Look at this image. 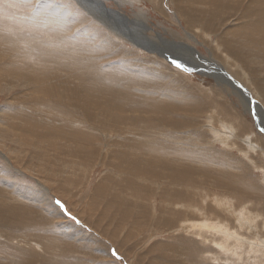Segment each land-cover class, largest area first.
Instances as JSON below:
<instances>
[{
  "label": "rangeland",
  "instance_id": "1",
  "mask_svg": "<svg viewBox=\"0 0 264 264\" xmlns=\"http://www.w3.org/2000/svg\"><path fill=\"white\" fill-rule=\"evenodd\" d=\"M32 1L33 0H30L27 3H25V2H21V0H0V6L3 5L4 8H7L3 10V13H0V27L6 29V23H9L6 20L20 21L21 24L23 22L24 23L35 22L38 24L39 23L43 24L45 22L44 20L46 19H55L51 16L52 14L54 17H57L60 14V12L58 11L57 12L55 11L53 13V9L56 6V4L57 5L65 4V7L61 9L63 10L69 9V12L64 17L63 20H65L66 25H70L74 28V32H68L67 34L65 33V35L63 34L58 35L59 33L57 32V34H54V36L58 38L59 37L66 38L69 36L73 37L75 33L87 34L88 36L84 37V40L87 41V45L85 47V52L82 54V57L83 56L87 57L85 53L88 49L95 50V54L93 57L99 63L96 65V68L101 66L106 67L107 65L110 64L114 65L116 63H119L120 61H125L130 63L129 64L130 68H134L139 72V74L141 73L142 75L147 76L145 72L149 73L151 69L153 70L159 69L163 71L165 74H168V72L171 73V80L166 81L168 84H166V82L162 80L156 83L153 80L155 79L154 77H151L153 79H151L150 82H146V81L139 82L138 80L137 83H143L142 88H139L141 91H146V92L151 91L153 95H157L160 93L163 95L165 93L167 96L171 95L170 96L171 98L172 93H168V92L178 91L177 93L183 94L184 99L188 103V105H185V107L183 105H180V107L182 108L176 109L174 108V106L173 107L165 106L163 104L164 99L162 98L157 104L158 107L161 106V104L163 105L162 107H160V111L159 109H156L158 112H156V110L152 108V106H148L147 108V105L140 104L144 108L148 109V111L150 110V112H148L149 115L147 116L153 122L154 121L158 122L155 123L153 127H150V130L152 131L153 129L155 130L153 131L154 134L156 133L155 137L160 139L163 143L165 142L166 144L168 143L167 148L170 147L169 149H171V147H173L172 153L170 152V154H172L174 158L170 157L169 153L166 154L167 152L165 153L161 152L160 155L157 156L156 154H154V156L150 158L151 161L152 160L160 161V163L163 164L161 165L160 168L161 170L164 169V173L167 170L168 171L170 170L173 173V175L172 174L169 175L172 177L171 180L165 181L164 179V182L166 183V191L169 192V194H171L173 197L172 205L173 204L174 206L181 205L184 207H193L195 206V204H201L202 206L205 205L206 207L204 208L202 207L204 210H201L202 208L198 209L197 207H195V209L193 208L192 211L198 214L204 213L205 215L201 217L204 219L206 217L205 219L206 221H210L211 223L213 222V223L224 224L227 225L229 228H236V230L240 232L242 231L241 233L244 234L242 235L244 238H247L245 236H248L249 239L251 240L256 239L257 242H259L260 239L257 237H260L261 240L264 241V198H263L264 197V133L256 126V122H255L256 115L258 116V118H261L260 119L261 122L264 121V119H262L264 118V116L262 114L259 115L257 113L258 110L255 111V109H251V112L246 110L247 107L245 104H243V101L245 103L246 102L248 103L247 94L243 92L241 93V95L239 94L240 96L235 94L233 95L232 93L234 91L233 89L229 91V89L226 90L225 86L218 84L217 81L213 78L214 74H221L218 73L219 71L218 69L216 70V72L212 73V75H203L201 73H198L197 71L195 72L187 71L185 69H182L176 65L169 63L165 56L160 55L157 48L156 50L151 48L152 50L150 52L137 46L131 40L126 38L125 35H124L125 37L119 35V33L115 31L113 28L110 29L109 25H107L108 27L107 28L106 25L101 23L99 20H96L92 15L88 14V12L80 6L77 0H35L33 2ZM45 1L46 2L48 1V3H46ZM103 1L106 2L109 8L115 10L113 11L114 13L117 12L116 10H119V12L117 13L120 14L118 16H121L122 19L119 20L120 17L118 16H116V18L115 16L114 18L112 17L111 18L101 17V18L104 19L107 23L110 24L114 23L113 26L115 28L119 27L118 29H120L121 32H123L124 34L126 33V35L130 36L133 39L137 38L135 36V33L133 32L134 29L136 28L145 33H151V34L153 33L152 35H155L156 31L160 32L164 37L166 38L168 37L167 39L171 43L170 47L164 48L170 50V51L166 50V52L167 53L172 52V55L173 54L175 55L177 53H183L184 55L182 56H184L185 57L184 59L186 60L189 59L188 56H191L195 52L193 50L187 51L185 47L174 45L172 43L174 42L181 43V41L182 42L187 41L188 34H192L196 38V40H188L189 42L193 43V44L190 43L189 44L193 46V48L196 51H198L201 56L203 55V57L207 56V58H209L208 51H211L212 54L214 55L213 56L214 58L223 61L224 64L227 65L228 61L224 58L226 57L228 60H230V62L234 65V67H236L234 69L237 70V72H239L238 76L240 78H242L243 73L245 71L246 74L251 76L250 74L251 70H256L257 72L261 70L259 68L260 67L259 64L260 62H262V60L264 61V54L261 51L256 50L254 53H257L258 55H256L253 58L250 57V60H246V59L244 60L243 55L235 57L236 55H234L233 52L231 53H233L234 56L230 54L224 47V44L222 43L220 37L218 38V34H219L218 31L221 30L222 32H226L227 30L234 28L235 25L234 23H243L244 21L245 23H249L253 25L255 24L256 29L254 31H250L249 34L255 32V37L260 38L261 35L257 33L259 29H264V25L257 27V24L262 21L264 22V15H263L264 13L261 12L262 9H260L259 11L256 10L257 12H254L253 4L251 10L247 11L246 8L244 9V6L242 8L239 7V4L236 6L234 5L235 7L231 8L230 5L226 4L228 3V0H181V1L180 0H103ZM217 1L226 2L224 5L225 8L224 6H222L224 9H221L222 7H218L216 8V12H214L211 15L200 14L195 10L196 8L195 4H200V2L213 4L214 2ZM44 3L47 4L46 8L40 10L38 14H36L35 12L37 11V9L41 7L40 5ZM15 6L16 7L22 6L24 7V9L21 10L20 8V10H18V8H16ZM103 9L104 8L99 6H96V8L95 6L91 7V10L93 12L96 11L98 13L101 12L102 14H104L103 11L105 9L104 10ZM17 12L19 14H17ZM7 13H9L10 15H8ZM108 15L110 14L108 13ZM185 15H188V17H186ZM247 16L250 17L247 18ZM71 17H78V20L73 25L69 22ZM117 20L119 22H122V26ZM115 21H117V23ZM31 30L32 29L30 27L27 28L26 33H29ZM37 30L39 31L38 33H40V34L37 33V35L40 36L52 35V33H50L48 30L40 29V28H38ZM155 40L159 41V47L163 45L160 42L163 41V39L159 38L158 40L157 39ZM155 40L152 41V45L154 44V46L157 45L155 43ZM34 41L35 40H33V42ZM139 41L145 45L148 44L145 42H148L149 38L148 41H146L144 38H139ZM93 43H95L96 45ZM148 46L151 47L150 44ZM180 47H182L183 49ZM70 48L72 49V47ZM160 51L161 53L163 52L162 50ZM194 57H195V62L193 63L192 61H190V63H193L192 65L200 66L199 64L202 63L201 59L195 55ZM160 62L163 65L162 67L157 65ZM261 64L264 65V62H262ZM36 66L37 64L35 65V68ZM214 67L216 69V66ZM24 71L27 72V68L24 69L15 68L12 70V74H16L18 72L21 78L20 77L12 78L11 76L8 77L7 76L8 74L4 73L3 71L0 72V90L2 88V83L3 84L9 83L13 87L11 90L5 88L3 89V91H0V149L2 151L4 150L10 157V158L8 157L10 161H7L5 158H3L0 155V170H2L3 172L7 170L6 172L10 173L9 176H5L0 171V176L4 177V179H6L12 185H14L15 183L14 185L15 187L13 186V188L10 189V193H12L14 196L21 197L20 193H22V189L24 190L25 193H28L27 196L28 199L26 200L22 198L20 199H22L23 202L27 201V204L29 205V207L31 206L30 209L32 210V212H34L33 214L35 215H30L28 214L29 212L26 213L24 212L26 216L24 217L22 212H17V211L14 212V214L19 216V218L22 219V222L24 221L23 219H25L27 222L29 220H33L32 223L30 221V224L26 225L30 228L29 233L28 230L25 228L26 226L24 228L22 227L21 222L12 224L18 227L19 229H21L20 231L22 232L25 231L23 233L27 235L28 238L27 242L39 243L42 248L44 247V249H47L48 251L61 250L62 252L60 254L63 257L64 256L69 258L73 257L72 259L73 261L74 258L76 257L77 259L76 262L75 261H74L75 263L70 262L69 264H174L175 261L182 264H198L196 261H194L191 258L190 256L191 253L189 251L187 250H185V252L178 251L185 243L181 241V236L184 237L188 236L189 238V234L182 232H180L179 234L170 233L166 229L167 226L162 225V222H165L166 220L169 219L172 225L176 227L182 221L179 220L180 218L178 219V217L176 216L175 218L172 217L174 216V214L171 213L170 215L172 216L166 213V214H161V216L156 218L155 220L151 218V223H154L157 220L156 222H158L161 225L162 232H160V229L157 228L159 225L154 226L150 223L148 219H146L147 213L151 212V210H153V212L154 210L156 211V213L154 212L155 215L158 214V204L155 200L151 199L152 198L151 194L153 193V191L148 190L147 185H145L147 183L138 182L136 174L135 173L131 174L128 171L129 168L127 167L129 165H134V166L136 165L135 166L136 170H137L136 168L137 166L140 167V164L137 161L134 162L132 160L133 159L132 155L138 153L137 150L135 149L129 150L128 154H122L123 157L122 156L120 157L117 154L113 160V163L111 164L112 166L115 167L110 168L111 171L110 170L108 172L106 171V173L102 165L100 164H98L99 168L98 167L93 168L91 163L94 162L91 161L85 162L83 167L77 165V162L79 161L80 158L85 159V157H83L84 156L83 151L86 152L85 145L92 150L91 157H94V155H109V152L112 149V147L110 146L112 144H110V146L104 145L107 140L105 139V135L102 133V131L105 133H109L108 130H112L115 127L116 128L123 126H127V128L129 127L128 125H124L123 123L124 121L120 119H117L115 125L109 124L111 120L113 121V118H111L114 115L113 110L109 111L108 109H106V111L101 110L102 111V112L100 111L101 113L97 112L99 114L95 122L93 121V118H90L88 117L87 114H84L85 110H83V113L79 111L81 120H88L89 123L92 125V127H89L88 128L89 130L87 131L85 130L87 127L84 125L79 127V129L85 130L83 134L86 133V135L88 134L90 135L93 133L95 134V136L97 135L96 140L98 139L97 141L87 139L89 142L85 139L86 140L85 143H82L81 141L83 137H76L67 140L66 137L61 135L59 136L52 135L51 137L50 135H47L46 138V136L41 134L38 136H33V138H30L29 132L24 133V131L22 130L23 128L22 127L19 128L20 125L19 123L17 122L13 123V120L15 119L11 118L10 116L13 115L16 109H18V107H16L17 106L16 104L24 103L25 105L27 104L30 105L35 103L33 106H28V108L31 107L30 110L27 109V113H31L29 114L32 116L29 117V119H31L33 118L34 115H36L35 108L38 107V104L42 106L43 103L49 104V102L52 101L55 104L58 105L60 104L63 107L65 106L63 103L66 104L67 102L62 87L58 91L59 93L58 95L61 97V99L56 98V96L52 92H48V95L44 96L43 91L34 87L35 86L34 81L32 82V80L25 78L27 77L28 74L22 73ZM228 75L231 77L229 73ZM29 78L32 77L30 76ZM222 78L225 79V81L227 82L233 81L229 79L227 75H224V77ZM22 79L23 80L26 79L30 81L31 84L28 87H25L24 85L20 84V81H22ZM89 80L90 79H88L87 81ZM155 80L157 81V79ZM174 81H178V84L175 85V83L177 82L174 83ZM180 81H181L180 83L181 85L179 84ZM239 81L242 82L241 80ZM52 82H61V81L58 79H53ZM169 84H173L174 86L173 85L169 86ZM146 86H149L151 88H145ZM251 90L254 100L261 99V101H264L263 94L259 87H257L256 85H252ZM114 94H116V91H114ZM44 97H46L48 101H45L43 99ZM249 98H251V93ZM149 99H158V97L152 96ZM64 100H66V102ZM124 103L126 102H123L122 104ZM94 105L95 103H93V106ZM197 105L200 106L196 107ZM99 108L101 109V106H99ZM138 108H142V107H138ZM170 109L175 110V113H173L171 121H169L168 119L167 121H165L163 119L165 117H163L160 112L167 110L171 112ZM19 110H21V107L19 108ZM151 110H154V112H152ZM89 111L92 112V109H89ZM8 112L11 114H9ZM184 113L186 114L183 115ZM145 115L146 113L143 114V117ZM139 116H142V114L137 112V117ZM147 116H146V123H143L141 121L140 123L141 128L144 125L145 128H148L149 124H147L148 122ZM150 116H152V118ZM35 118L41 120L40 116H36ZM100 119H102V121ZM180 121H182V123L179 124ZM35 124L37 125V122ZM36 125L35 126L28 125L26 126V129L31 130V128L33 127L36 128L37 127ZM38 128L40 127L38 126ZM131 129H133V127H131ZM55 130H57L56 127ZM216 130L218 131V133ZM143 131L145 132V134L148 133V136L150 135L149 131H145V130ZM177 131L178 134L175 135V132ZM47 133L48 132H44L43 134H47ZM163 134L165 135V137L163 136ZM16 136L17 137L22 136V138H17V141H15ZM124 136L125 135H122L121 137ZM139 136L142 135H138V137ZM167 136L168 138L169 136H172L174 138L166 139ZM248 138H251V140L254 142L253 146H257L259 149L253 148L252 145L250 146L246 141ZM77 139H79V141ZM138 139L143 140L144 138H138ZM174 140H176L177 142ZM205 141H206L205 143L206 145H203V142ZM67 145L71 147H74L76 145L79 146L80 151L78 150V153L73 154L74 156L79 158L73 159L72 161V163H74V165L77 167L70 165L71 167L67 168L66 167L67 165H65L69 163V160H72L71 159L72 153L70 152L69 154L68 153L69 150L63 148L66 147ZM176 146L178 149H176ZM108 147L110 148V150ZM12 148L15 149L14 151H16L14 156H12V154L9 151L12 150ZM81 148H82V152H81ZM174 149L175 151H173ZM182 149L184 151H181ZM61 150H64V152H66V155H63L62 156L63 158L60 159H53L59 154V152H61ZM191 151L197 153L199 152L200 155L202 156L205 157L209 156V158L213 157L215 159L212 160L213 162L212 164L210 163L211 165L201 164L200 162L194 160V157H192V153H190ZM18 153L20 154V156L18 155ZM182 153L184 154L183 157L180 156L183 155ZM188 154H190L191 156ZM179 157L181 158L179 159ZM220 158L221 159L223 158L222 159L223 164L225 161H229L228 167L222 166L220 162H217V159L221 160ZM169 159H171V161ZM48 160L49 163H46V161ZM174 160L176 161L174 162ZM188 160L190 162L192 161L193 163L192 162L190 163ZM78 164L80 163L78 162ZM13 168L19 169L20 171H22V174H17L13 172L14 170ZM211 168H217L218 170H220L221 173L219 174L222 177V179H225L226 183L218 182L217 183L218 185L215 186L213 182H210L209 180L211 178H209V176L211 172H209L208 170ZM220 168H224V171L226 173H222ZM204 169L205 171L207 170L205 174L203 173ZM183 170H185L189 175L184 174ZM23 171L25 173H23ZM138 171L139 170H137V172ZM228 171H230L231 173ZM202 175L206 179H203ZM115 176L118 177L121 181L117 179ZM180 178L181 179L183 178L182 180L186 181V183H184L185 185L181 183ZM233 178L236 181H233ZM222 179L221 181L223 182ZM187 180H189L192 183H190ZM220 183L222 184V186L221 185L219 186ZM118 184L123 188L121 187L118 188L117 186ZM184 186L187 188V190H185ZM193 189L197 190V192ZM3 190L4 189L2 188L0 189V191ZM46 191L49 192V193L47 192V194L51 202L54 199V203H55L54 205L58 207L59 211L62 213V216L61 215L55 217L49 216L48 210L51 208L49 206L47 207H43L42 205L40 206V202H39L40 197L37 198V202L36 201L34 202L38 193L46 194ZM149 192L152 193L150 194ZM198 192H200L199 193L200 195L198 194ZM201 193L203 194L201 195ZM176 195L179 196V199L178 196ZM108 197L109 199H107ZM138 197H141L139 198L141 199L140 202L141 204L136 201ZM111 200L115 202H121L123 200L124 202L128 201L132 203L125 202L126 203V205L124 206L125 208H122L123 212L122 214H120L121 209H119V207L116 206V203L111 204V206L108 205V201ZM189 201H191L192 204ZM176 202H178V204ZM128 206L132 207L135 213H138L140 215L141 220L144 221L141 223V225H139V221H137L135 217L129 215L130 212L127 209L131 210V208ZM152 206H154V209ZM44 208H46L47 211L44 210ZM41 211H45L43 215L46 218H43L40 215L42 213ZM239 213L246 214L243 216H247L249 218L248 221L246 220L248 224L249 222L250 223L253 222L259 227L257 233H255L254 230H249V232H247L244 228H241L240 226L241 221L239 220L238 216L240 218L243 216L239 215ZM0 216L2 218V215ZM122 216H125L124 221H121L119 218ZM113 217L115 218L113 219ZM0 223H4V221L0 220ZM64 226H69L73 228L67 229L64 228ZM152 226H154V232ZM37 229H39V232L37 231ZM150 229H152V231ZM75 231L78 233V235H74ZM152 233H153V237L150 238V234ZM11 238H14V236ZM206 246L205 248L207 250H210V245L207 244ZM200 249L203 250L201 246ZM102 251L103 253L105 252V254L101 253ZM219 251H220L219 249H216V253H219ZM237 251L241 253L244 252L242 253L244 254L242 255L243 256L242 259H239V256H236L238 257V259L236 257L234 258L233 257L234 255L231 254L232 255L231 257H233V259H230V262L234 264H238V263L264 264V257H263L264 255L259 256L257 259H252V254L250 255L251 253L250 248L248 249L243 248ZM113 252H115V255H113ZM213 253L215 252L213 251ZM205 255L207 256L209 254L205 253ZM225 261L226 258L221 257V260L219 262L214 260L213 261L210 260V262H208L207 260V262L203 261V264L204 263L230 264Z\"/></svg>",
  "mask_w": 264,
  "mask_h": 264
},
{
  "label": "bare ground",
  "instance_id": "2",
  "mask_svg": "<svg viewBox=\"0 0 264 264\" xmlns=\"http://www.w3.org/2000/svg\"><path fill=\"white\" fill-rule=\"evenodd\" d=\"M28 1H30V0H21V2H25V3H27ZM33 1H35V0H33ZM77 2L80 4V6L84 10H86L88 12V14L92 15L96 20H99L101 23L106 25V27H107V25H109L110 29L113 28L115 31H117L119 33V35H121L123 37L126 36V38L131 40L137 46H139L136 43L135 39L126 35V33L124 34L123 32H121L120 29H118L119 27L115 28L113 26L114 23L113 24L111 23L112 24L111 25L110 23H107L104 19L101 18V17H105V18H109V17L111 18L112 17V18H114V16L116 18V16L120 15L117 13V12H119V10H116L117 14L114 13L113 11H115V10L112 8H109L107 6L106 2L103 0H77ZM46 3H48V1ZM50 3H52V2H50ZM225 3L226 2H222V1H217V2H214L213 4L200 2V4H195V6H196L195 10L200 14L211 15L214 12H216V8L224 6ZM226 4L230 5L231 8L235 7L236 5L239 4V7L242 8L244 6V9L246 8L247 11L251 10L252 4H253V11L254 12H257L260 9H262L261 12L264 13V0H228V3H226ZM59 5H61V4H59ZM59 5L56 4V6L53 9V13L55 11L56 12L58 11V12H60V14L58 13L59 15L58 16L56 15L57 17H54L53 14L50 12L52 14V15L51 14L50 15L55 19H46V20H44L45 22L43 24L39 23L40 24L39 25L38 23H35V22H30V23H24L23 22L21 24L20 21L6 20L9 22V23H6V29L0 27V70L3 71L4 73L8 74L7 75L8 77L11 76L12 78H17V77H20L19 73L17 72L16 74H12V70L15 68L16 69L27 68V72H25L26 70L24 72H22V73L28 74L27 77H25V78L32 80V82L34 81L35 82L34 87L43 91L44 96L48 95V92H52L56 96V98L61 99V97L58 95L59 94L58 91L62 87V90H64V92H63L64 96L67 99V102H66V100H64L66 102V104L63 103L65 105L63 107L60 104L59 105L55 104L52 101H50L49 104L43 103L42 106H40V104H38V107L35 108L36 115H34L33 118H31V119H29V117L31 116L29 114H31V113H27V109L30 110L31 107L28 108V106H33L35 103L30 104V105L29 104L25 105L24 103L23 104H16L17 105L16 107H18V109H16L15 111L13 110L14 113H13V115L10 116L11 118L15 119V120H13V123H15V122L19 123L20 124L19 128L22 127L23 128L22 130L24 131V133L29 132L30 138H33V136H38L41 134L46 136V138H47V135H50V137L52 135H57V136L61 135V136L66 137L67 140L73 139L76 137H83V139L81 141H82V143H85V141L87 139L88 140L90 139L93 141L96 140L97 135L95 136V134H93L92 132H91L92 134H90V135L89 134L86 135V133L83 134V132L85 130L86 131L89 130L88 128L92 127V125L89 123L88 120H81L79 111L83 113V110H85L84 114H87L88 117L93 118V121L95 122L96 118L98 117V114H99L97 112H100L101 110L106 111V109H108L109 111L113 110L114 115H113V117H111V118H113V121L111 120V122L109 124L115 125L117 122V119H120V120L124 121L123 122L124 125H128L129 127L128 128H127V126H123V127H119V128L115 127L112 130H108L109 133H105L102 131V133L105 135V139L107 140L104 145L110 146V144H112L110 146V147H112L111 150L108 147L110 150L109 155H94V157H91L92 150L89 149L85 145L86 152L83 151V153H84L83 157H85L86 161H85V159L80 158L78 161L80 164H78V162H77L78 166L83 167L85 162L91 161V162H94V163H91L93 168L98 167V164H100V165H102V167L106 173V171L107 172L109 170L111 171L110 168L115 167V166H112L111 164L113 163V160L117 154H118V156L121 157L122 154H128L129 150L135 149L138 151V153H135L132 155V157H133L132 160L134 162L137 161L140 164V167H138V166L136 167L137 170H139V171L137 172V170L135 169L136 165L135 166L129 165L127 167V168H129L128 171L131 174L132 173L136 174L138 182L147 183L145 185H147L148 190L153 191V193L151 192L152 194L149 192L151 194V197H152V198L151 197L150 198L155 200L158 204V214L155 215L156 211L154 210V212H155L154 213L153 210H151V212L147 213L146 219H148L151 223V218H153V220H155L156 218L160 217L161 214H166V213H168L169 215H170V213L174 214V216L170 215L174 218H175V216L178 217V219L180 218L179 220H182V221L176 227L172 225V223L169 221V219L166 220L165 222H162V225L167 226L166 229L170 233L179 234L180 232H182V233L189 234V238H188V236L187 237L181 236V241H183L185 243L183 244L181 249H179V247H178L179 252H182V251L185 252V250L189 251L191 253L190 254L191 258L194 261H196L198 264H203V261L207 262V260H208V262H210V260H212V261L214 260V261L219 262L221 260V257L226 258L225 262H228L230 264H234V263L230 262V259H233V257L235 258L236 256H239V259H242V257H243L242 255H244L242 253H244V252L241 253L237 250H241L243 248H245V249L250 248V252H251L250 255L252 254V259H257L259 256H263L264 255V241L261 240L260 237H257L260 239L259 242H257L256 239L255 240L249 239L248 236H245L247 238H244L242 236L244 234L241 233L242 231L240 232V231L236 230V228H229L227 225H224V224L213 223V222L211 223L210 221L205 220L206 217H205V219L201 217V216L205 215L204 213L198 214V213L192 211V209L193 208L195 209V207L200 209L202 207L203 208L206 207L205 205L202 206L201 204H195V206H193V207H184L181 205H175L174 206V204L172 205L173 197L171 194H169V192L166 191V183L164 182V179H165V181L171 180L172 177L169 175H171V174L173 175V173L170 170L169 171L167 170L164 173V169L161 170V168H160L161 165H163V164L160 163V161H155V160L151 161L150 158L152 156H154V154H156V156L160 155L161 152H164V153L167 152L166 154H168V153L170 154V152L172 153L173 147H171V149H169L170 147L167 148L168 143L167 144H166V142L163 143L160 139L155 137L156 133L154 134V132H153L155 130L154 129H153V131L150 130V127H153L154 124L158 123V122H155V121L153 122L147 116V115H149L148 112H150V110L148 111V109L144 108L141 105H147V108H148V106H152V108H154L155 110L159 109V111H160V107H162L163 105L161 104V106L158 107L157 104L160 101V99H162V98L164 99L163 104L165 106H171V107L174 106V108H176V109L177 108L181 109L182 107H180V105H183L185 107V105H188V103L184 99V95L177 93L178 91L177 92H168V93H172L171 98H170L171 95L167 96L165 93L163 95L161 93L157 94V95H153V93H151V91H148V92L141 91L139 88H142L143 83H137L138 80H139V82L140 81L150 82V80L153 79L151 77H154L155 79H157V81L155 79H153L156 83L160 82L161 80L166 82L167 80H171V73L168 72V74H165L163 71H161L159 69H157V70L151 69L149 71V73L145 72L147 74V76L142 75L141 73L139 74V72L137 70H135L134 68H130L129 67L130 63L125 62V61H120L119 63H116L114 65L110 64V65H107L106 67L101 66V67L96 68V65L99 63L93 57L95 54V50L88 49L85 53V55H87V57H84V56L82 57V54L85 52V47L87 45V41L84 40V37L88 36L87 34L75 33V35L73 34L74 35L73 37L69 36L66 38H64V37L58 38V37L54 36V34H57V32L59 33L58 35H62V34L65 35V33L67 34L68 32H74V28L70 25H66L65 20H63L64 17L69 12V9L63 10L61 8L65 7V4L61 5V6H59ZM40 6L41 7H39L37 9V11L35 12L36 14H38V12L40 10L46 8L47 4L44 3ZM92 6H95V8H96V6L104 8L105 10L103 9L104 10L103 12L107 16L102 14L101 12L100 13H98L96 11L93 12L91 10ZM16 8H18V10H20V8H21V10L24 9V7H22V6H17ZM224 8H225V6H224ZM224 8L222 7L221 9H224ZM4 9H7V8H4L3 5H1L0 6V13H3ZM237 9H239V8H237ZM45 10H47V9H45ZM105 12H108L110 15H108V13H105ZM245 13H246V11H245ZM7 14L10 15L9 13H7ZM17 14H19V13L17 12ZM192 15H194V14H192ZM37 16H39V15H37ZM185 16L188 17V15H185ZM118 17H120L119 20L122 19L121 16H118ZM249 17L250 16H247V18H249ZM45 18H47V17H45ZM31 20H34V19H31ZM77 20H78V17H71L69 22L73 25L76 23ZM117 21H115V22L117 23ZM119 23L122 26V22H119ZM234 24H235L234 28L229 29L226 32H222L221 30L218 31L219 32L218 38L220 37V39L222 40V43L224 44V47L226 48V50L232 55L234 53V55H236L235 57L243 55L244 60L245 59L250 60V57L253 58L256 55H258L257 53H254L256 50H259L264 54V52H263L264 51V34H263L264 29L258 30L257 34L261 35V37L257 38V37H255V32L249 34L250 31H254L256 29L255 24L253 25V24L245 23V21L243 23H234ZM262 25H264L263 21L258 23L257 27L262 26ZM21 27H22V29H21ZM29 27L32 30L29 33H26V29ZM38 28L48 30L50 33H52V35L51 34H50L51 36H49L48 34H47L48 36L37 35V33L39 32L37 30ZM133 32L135 33V36L138 39L144 38L146 41H148V38H149V41L145 42L148 44H145L144 46L146 47L150 44L151 47L143 48L147 51L151 52L152 49L156 50V48H157L159 53H160V50H163L166 52V49H164V48L170 47V45H171L170 41L167 39L168 37L167 38L164 37L160 32L156 31L155 35H152L153 33L152 34L151 33H145V32H143L137 28L134 29ZM118 33H116V34H118ZM38 34H40V33H38ZM150 38H152V39L154 38L153 40H155V39L158 40L159 38L163 39V41H160L161 44H163V45L161 47H159V41H156V40H155V43L157 45L156 46H154V44L152 45L153 40ZM187 39L188 40H196V38L192 34H188ZM33 40H35V41L33 42ZM188 40L183 41V42L181 41V43L174 42L172 44L183 46V47H185V49L187 51L193 50L194 49L193 46L190 45L193 43L189 42ZM93 44H95V43H93ZM70 47H72V49ZM180 48H182V47H180ZM194 52L195 53H193L191 56L185 55V56L189 57V59H187L189 61L184 59L185 57L182 56V55H184L183 53H177L174 56L180 58L181 61H184V62L185 61H187V62L192 61L194 63L195 62L194 55H195L198 58H200L201 61L204 58V59H207L211 62H215L219 67L222 66L220 69L223 68L225 71H227L233 77V81L227 82V81H225V79L222 78L224 76H222L221 74H214L213 78L217 81V83L222 85V86H225L226 90L229 89V91H230L231 89H233L234 90L232 92L233 95L234 94L235 95H239V94L241 95V93H243V92L245 94H247L248 103L247 102L245 103L243 101V104H245L247 107L246 110L251 112V109H255V111L258 110L257 113L259 115L262 114L264 116V103H263L264 101H261V99L260 100L256 99L257 101L254 100L253 96H252V90H251V86L256 85L257 87H259L261 89V92H262L263 97H264V65L261 64L262 62H264L263 60L259 64V66H260L259 68L261 69L259 72H257L256 70H251L250 71L251 76H250V75L246 74L245 73L246 71H245L243 73L242 78H240L238 76L239 72H237V70L234 69L236 67H234V65L226 57H224V58L228 61L227 65L224 64L223 61L214 58L213 57L214 55L212 54L211 51H208L209 58H207V56L206 57H203V55L201 56L196 51H194ZM231 52H233V53H231ZM162 56H165V54L164 55L162 54ZM259 60H261V59H259ZM104 61H106V60H104ZM161 62L157 64L160 67L163 66ZM36 64H37V66L35 68ZM210 64H212V63H210ZM199 65L200 66H197V68L199 70L203 71V68H201V65H203V64L201 63ZM214 66H216V65H214ZM223 66L226 68H224ZM32 74H35V75H32ZM175 75H176V73H175ZM30 76L32 78H29ZM236 78L241 80L245 85L242 82H240L239 80H237ZM26 79H24V80L22 79V81H20V84L24 85L25 87H28L31 84V82L26 80ZM53 79H58L61 82H52ZM88 79H90V80L87 81ZM175 82H177V83H175ZM174 83L176 85V84H178V81H174ZM180 83H181V81L179 82V84ZM166 84H168V83L166 82ZM172 85L173 84H169V86H172ZM5 88H7L8 90H11L13 87L9 83H5V84L2 83V88L0 91H3V89H5ZM145 88H151V87L146 86ZM4 91H6V90H4ZM45 91H47V92H45ZM65 91H66V93H65ZM114 91H116V94H114ZM250 93H251V98H249ZM36 96H37V94H36ZM152 96H157L158 99H149ZM43 99L45 101H48L46 97H44ZM123 102H126V103L122 104ZM93 103H95L94 106H93ZM13 106H14V104H13ZM99 106H101V109L99 108ZM199 106L197 105L196 107H199ZM20 107H21V110H19ZM138 107H142V108H138ZM89 109H92V112L89 111ZM151 111L154 112V110H151ZM137 112L141 113L142 116L137 117ZM156 112H158V111L156 110ZM109 113H111V112H109ZM144 113H146V115L143 117ZM160 113L163 117H165V118H163L165 121H167V119L169 121H171L173 113H175V110H171V112L167 110V111H163ZM9 114H11V113H9ZM185 114L186 113H184L183 115H185ZM36 116H40L41 120L36 119L35 118ZM146 116L148 117L147 124H149V126H148V128H145L144 127L145 125H144L141 128L140 123H141V121L143 123H146ZM150 117L152 118V116H150ZM105 118H107V117H105ZM159 119H161V118H159ZM260 119L261 118H258V116L256 115V118H255L256 126L260 130H262V132L264 133V125H263L264 121L261 122ZM262 119H264V118H262ZM100 120L102 121V119H100ZM36 122H37V125L35 124ZM161 122H162V120H161ZM180 123H182V121H180L179 124ZM28 125H30V126L36 125L37 127L36 128L33 127V128H31V130H28V129H26V126H28ZM82 125L86 126L87 128L85 130L79 129V127H81ZM38 126L40 128H38ZM155 126H157V125H155ZM55 127L57 130H55ZM131 127H133V129H131ZM166 128H167V126H166ZM173 128H175V127H173ZM143 130L149 131L150 135L148 136V133L145 134V132ZM38 131H40V132H38ZM173 131H174V129H173ZM44 132H48V133L43 134ZM128 132H130V133H128ZM217 133H218V131H217ZM177 134H178V131L175 132V135H177ZM122 135H125V136L121 137ZM138 135H142V136L138 137ZM163 136L165 137L164 134H163ZM17 138H22V136L21 137L16 136L15 141H17ZM24 138H26V137H24ZM30 138H27V139H30ZM138 138H144V139L141 140ZM167 138H168V136L166 137V139ZM173 138L174 137L169 136L168 139H173ZM77 140L79 141V139H77ZM174 141H176V140H174ZM246 141L248 142V144L250 146L251 145L253 146L254 142L251 140V138H248ZM90 142H92V141H90ZM205 143H206V141L203 142V145H206ZM225 143H227V142H225ZM11 144H12V142H11ZM90 146H92V145H90ZM16 148H18V147H16ZM56 148H58V147H56ZM63 148L66 150H69L68 151L69 154H70V152L72 153L71 154L72 160H69V163L67 161L68 164H65V165H67L66 167L67 168L71 167L70 165L77 167L74 165V163H72V161H73V159L79 158V157L77 158L76 156L73 155L75 153H78V150L80 151L79 146L76 145L74 147H71V146L67 145L66 147H63ZM82 148H81V152H82ZM253 148L259 149L257 146H253ZM176 149H178L177 146H176ZM6 150H7V148H6ZM14 150L15 149H13V148H12V150H9L10 153L12 154V156H14L16 153V151H14ZM173 151H175V149ZM181 151H184V150L182 149ZM178 152H176V153H178ZM190 153H192V157H194V160L200 162L201 164L211 165L213 162L212 160L215 159L213 157L209 158V156L208 157L202 156V155H200L199 152L197 153V152L191 151ZM0 155L3 158H5L7 161H10L9 160L10 157L8 156V154L4 150L2 151L0 149ZM18 155L20 156L19 153H18ZM63 155H66V152H64V150H61V152H59V154L53 159L63 158L62 157ZM188 155H190V154H188ZM80 156H81V153H80ZM180 156L183 157L184 154L180 155ZM170 157H173L172 154H170ZM180 158L181 157H179V159ZM222 159L221 160L217 159V162H220L222 164V166L228 167L229 161H225L223 164ZM169 160L171 161V159H169ZM175 161L176 160H174V162ZM184 162H186V161H184ZM46 163H49V160L46 161ZM132 166H134V167H132ZM199 167H201V166H199ZM16 168H13L14 169L13 172H15L17 174H22V171H20L19 169H16ZM220 169H221L222 173H226L224 171V168H220ZM0 171L5 176L10 175L9 172H6L7 170L4 172L2 170H0ZM208 171L211 172L210 176H209V178H211V179L209 181L213 182L215 186L218 185L217 184L218 182L226 183L225 179H222V177L219 174V173H221L220 170H218L217 168H211ZM206 172H207V170L205 171V169H204L203 173L205 174ZM228 172H230V171H228ZM23 173H25V172L23 171ZM183 173L187 174V172L185 170H183ZM164 174H165V177H164ZM201 174H199V175H201ZM187 175H189V174H187ZM213 175H215V176H213ZM115 177H114V179H115ZM120 177H121V175H120ZM202 177H203V175H202ZM116 178L119 179L118 177H116ZM182 179L180 178L181 183H183V184L186 183V181H184ZM203 179H206V178L203 177ZM221 179L223 180V182L221 181ZM187 181H189V180H187ZM194 181H197V180H194ZM233 181H236V180H234V178H233ZM190 183H192V182H190ZM221 183L219 184V186L220 185L222 186ZM183 184H182V187H183ZM14 185H15V183H14ZM14 185H12L10 182H8L6 179H4V177L0 176V189L1 188L4 189L3 191H0V215H2V218L0 216V220L4 221V223H0V264H69L70 262L75 263L77 260L76 257L74 258L75 262L72 260L73 257H71V258L65 257V256L63 257L60 254L62 252L61 250L60 251H58V250L48 251L47 249H44V247L42 248L39 243L27 242V240H28L27 235L25 233H23L25 231L22 232V231H20L21 229L12 225L13 223L21 222V225L24 228L26 225L30 224V221H31V223L33 221V220H29L27 222L25 219H23L24 221L22 222V219H20L19 216L14 214V212H16V211L22 212L24 217H26L24 212L25 213L29 212L28 214L35 215V214H33L34 212H32V210L30 209L31 206L29 207V205L27 204V201L23 202V200H22V199H24V200L28 199V197H27L28 193H25L23 189H22V193H20L21 197H16L12 193H10V189L13 188ZM113 185H114V182H113ZM117 186H118V188L121 187V186H119V184ZM186 186H189V185H186ZM121 188H123V187H121ZM195 189H193V190H195ZM148 190H147V192H148ZM185 190H187L186 187H185ZM188 190H189V188H188ZM247 190H249V189H247ZM195 191L197 192V190H195ZM14 192H16V191H14ZM47 192L48 191H46V194L45 193L44 194L38 193L34 202L35 201L37 202V198L40 197L39 198L40 206L41 205L43 207L49 206L51 208L48 210L49 216H52V217H55L58 215L62 216V213L59 211L58 207L54 205L55 204L54 199L51 202L50 198L48 197ZM200 192H198V194ZM120 193H121V191H120ZM243 193H245V192H243ZM202 194L203 193H201V195ZM176 196H178V195H176ZM20 198H22V199H20ZM120 198H122V197H120ZM139 198H141V197H138L136 199V201L140 203L141 199H139ZM107 199H109V197ZM143 199H144V197H143ZM178 199H179V196H178ZM112 200L108 201V205L111 206V204L116 203V206H118L119 209H121L120 214H122V212H123L122 208H125L124 206L126 205V203H132V202H128V201H125L126 202L125 203L123 200L121 202H115ZM136 201H135V203H136ZM101 202H103V201H101ZM189 202L191 203V201H189ZM176 203L178 204V202H176ZM128 207H130V206H128ZM152 207L154 209V206H152ZM130 208L132 211L130 209H127L130 212L129 215L135 217L137 219V221H139V225H141V223L144 221L141 220L140 215L138 213H135V211L132 207H130ZM203 208L201 210H204ZM44 210L47 211L46 208H44ZM41 212L42 213L40 215L43 218H46L43 215V213L45 211H41ZM231 212H230V214H231ZM239 215L243 216L246 214L245 213H239ZM162 217H164V216H162ZM114 218L115 217H113V219ZM119 218L121 221L125 220V216H122ZM238 218L241 221L240 222L241 228H244L247 232H249V230H254L255 233L258 232L259 227L256 224H254L252 221H251L252 223L249 222V224H248L247 221L249 218L247 216H243L241 218L238 216ZM38 219H39V217H38ZM153 220H152V222H153ZM156 221L154 223H151V224L154 226L159 225L157 228H159L160 232H162L161 231L162 230L161 225ZM174 223H176V222H174ZM176 224H178V223H176ZM247 224H248V227H247ZM154 226H152L153 232H154ZM25 228L28 230V233H29L30 228L28 226H26ZM64 228L70 229L73 227L64 226ZM163 228H165V227H163ZM150 230L152 231V229H150ZM37 231L39 232V229H37ZM74 235H78V233L75 231ZM191 235H192V237H191ZM195 235H197V236H195ZM13 236H14V238H11ZM31 236H33V235H31ZM152 237H153V233L150 234V238H152ZM196 237H198V238H196ZM207 244L210 245V250H207L205 248V246ZM60 245H62V244H60ZM200 246L203 248V250L200 249ZM216 249L220 250L219 253H216ZM213 251L215 253H213ZM101 253H103V251ZM205 253H208L209 255L206 256ZM103 254H105V252ZM231 254H233L234 256L231 257L232 256ZM190 256H188V257H190ZM186 257H187V255H186ZM236 258L238 259V257H236ZM187 260H188V258H187ZM167 261H168V259H167ZM235 261H236V259H235ZM237 262H239V261H237ZM175 263H178V262L175 261L174 264ZM178 264H182V263H178Z\"/></svg>",
  "mask_w": 264,
  "mask_h": 264
},
{
  "label": "water",
  "instance_id": "3",
  "mask_svg": "<svg viewBox=\"0 0 264 264\" xmlns=\"http://www.w3.org/2000/svg\"><path fill=\"white\" fill-rule=\"evenodd\" d=\"M135 39H136L135 41L139 45V47H141V48L149 47V46H146L145 47L144 44H142L139 41L138 38H135ZM166 50H169V49H166ZM174 50H176V49H174ZM193 50L196 51L195 49H193ZM196 52L198 54H200L198 51H196ZM163 53L165 54L166 59L168 60L169 63H171L173 65H176V66H178V67H180L182 69H185L187 71H191V72L197 71L198 73H201L203 75H212V73L216 72V70L218 69L219 70L218 73H221V75H223V76L224 75H227L229 77V79H232L233 80V77L232 76L230 77L228 75V73L223 68L220 70L221 67H219L215 62H210L209 60L203 58V60H202V64L203 65H201V68H203V71H202V70H199L196 65H192L193 63L187 62L189 60L186 59L187 61L184 62V61H181L180 58L172 56V52L167 53V52L163 51L161 53V51H160V54L161 55ZM210 63H212V64H210ZM212 65H216L217 66L216 69Z\"/></svg>",
  "mask_w": 264,
  "mask_h": 264
},
{
  "label": "snow or ice",
  "instance_id": "4",
  "mask_svg": "<svg viewBox=\"0 0 264 264\" xmlns=\"http://www.w3.org/2000/svg\"><path fill=\"white\" fill-rule=\"evenodd\" d=\"M59 203V202H58ZM113 255H115V252H113Z\"/></svg>",
  "mask_w": 264,
  "mask_h": 264
}]
</instances>
